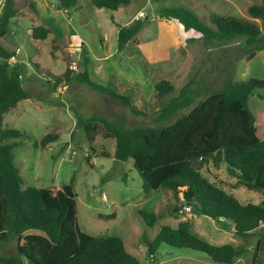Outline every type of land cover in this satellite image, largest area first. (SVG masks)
Instances as JSON below:
<instances>
[{
  "label": "rangeland",
  "instance_id": "1",
  "mask_svg": "<svg viewBox=\"0 0 264 264\" xmlns=\"http://www.w3.org/2000/svg\"><path fill=\"white\" fill-rule=\"evenodd\" d=\"M54 1L12 0L15 14L8 23L9 33L0 37V44L14 52L12 61L20 64L21 85L30 94L17 101L1 119L2 126L20 132L12 152L23 187H58L72 178L80 229L92 235L119 236L126 250L142 264H251L255 232L242 238L223 225L222 219L191 212L167 188L143 194L131 158L120 161L112 156L114 139L101 135L99 122L86 131L84 122L76 123V118L102 116L110 122L120 120L126 127L166 124L188 107L162 116L161 102L155 98L153 87L159 79L172 84L169 95H174L190 77L203 78L206 87L200 97L216 89L229 70L234 79H264V50H257L251 58L240 56V38L205 42L198 32L184 30L176 19L159 15L164 7L181 5L207 24H211L210 14L218 13L259 25L260 18L251 17L246 7L260 0H129L114 10L96 7L90 0H76L73 7L65 10L57 8ZM133 17H144L146 22L132 39L117 48V26ZM35 25H44L50 32L44 38H33L30 29ZM51 44L55 47L51 48ZM81 46L88 57L89 78L127 96L141 114L83 81L70 78L50 83L66 66L74 71L83 67ZM248 106L254 114L261 112L259 135L264 137L263 88L249 95ZM50 131L56 133L55 140L40 145V137ZM193 166L239 201L264 203L263 192L234 185V178L223 165L213 167L198 160ZM139 208L157 216L154 225L145 227L140 222L136 213ZM110 212L114 216L103 217ZM180 220H187L189 230L210 243L242 244L245 251L231 263H216L202 251L160 242L150 254L142 232L152 238L160 225L174 227ZM257 230H264V224ZM13 249L14 239L0 242V252L11 253ZM259 260L264 264V251Z\"/></svg>",
  "mask_w": 264,
  "mask_h": 264
},
{
  "label": "trees",
  "instance_id": "2",
  "mask_svg": "<svg viewBox=\"0 0 264 264\" xmlns=\"http://www.w3.org/2000/svg\"><path fill=\"white\" fill-rule=\"evenodd\" d=\"M90 2L96 7L114 10L129 0ZM75 4L76 0L54 1L57 8L65 10ZM246 10L251 17L260 18L259 25L242 17L218 13H211V24H207L181 5L164 7L159 15L176 19L184 30L198 32L205 42H228L238 37L240 56L251 58L257 50H264V0L249 4ZM14 14L12 0H5L0 11V37L9 33L8 23ZM145 22L144 17H134L118 25L116 47L132 39ZM48 32L50 29L43 25L30 29L33 38H44ZM80 50L83 67L74 71L66 66L50 83L70 78L83 81L99 92L118 98L133 113L141 114L127 96L89 78L88 57L83 46ZM11 56L14 52L0 44V242L14 239L11 253L0 252V264H142L126 250L119 236L92 235L80 229L72 178L58 187H23L12 152L20 132L1 124L6 111L30 96L21 85L20 64L9 62ZM230 73L229 70L220 85L203 97H200L206 87L203 78L190 77L174 95H169L173 86L168 80H157L153 85L154 96L161 102L162 116L188 107L166 124L126 127L120 120L110 122L95 115L78 116L76 123L83 121L87 131L93 128L94 122H99L101 135L114 139L112 156L120 161L131 158L143 194L167 188L191 212L222 219L223 225L236 235L245 238L255 232L251 264H261L259 254L264 251V230L257 229L264 224V203L239 201L193 166L198 160H205L213 167L223 165L234 178V185L264 193V137L259 135L262 114L259 110L254 114L248 106L249 95L256 88L264 89V79L255 76L234 79ZM56 136L53 131L47 132L38 143L48 144ZM136 213L145 227L154 225L157 219L146 209L139 208ZM112 216L113 212L103 214L104 218ZM29 229L38 231L25 232ZM142 240L150 254L164 242L202 251L216 263H231L245 251L242 244H213L204 240L189 230L187 220L178 221L174 227L160 225L152 238L142 232Z\"/></svg>",
  "mask_w": 264,
  "mask_h": 264
},
{
  "label": "built area",
  "instance_id": "3",
  "mask_svg": "<svg viewBox=\"0 0 264 264\" xmlns=\"http://www.w3.org/2000/svg\"><path fill=\"white\" fill-rule=\"evenodd\" d=\"M4 3H5V0H0V11H1V9H2ZM13 58H14V56H11L10 59H9V62H13V61H12Z\"/></svg>",
  "mask_w": 264,
  "mask_h": 264
},
{
  "label": "crops",
  "instance_id": "4",
  "mask_svg": "<svg viewBox=\"0 0 264 264\" xmlns=\"http://www.w3.org/2000/svg\"><path fill=\"white\" fill-rule=\"evenodd\" d=\"M134 18V17H133ZM44 26V25H43ZM137 34V33H136Z\"/></svg>",
  "mask_w": 264,
  "mask_h": 264
}]
</instances>
